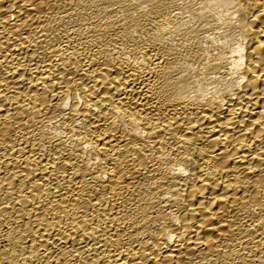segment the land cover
<instances>
[{"label":"bare ground","instance_id":"6f19581e","mask_svg":"<svg viewBox=\"0 0 264 264\" xmlns=\"http://www.w3.org/2000/svg\"><path fill=\"white\" fill-rule=\"evenodd\" d=\"M0 264H264V0H0Z\"/></svg>","mask_w":264,"mask_h":264}]
</instances>
